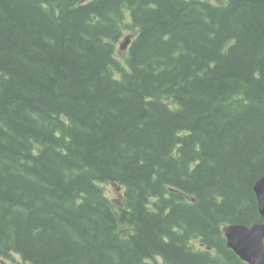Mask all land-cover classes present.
Segmentation results:
<instances>
[{
  "label": "trees",
  "instance_id": "obj_1",
  "mask_svg": "<svg viewBox=\"0 0 264 264\" xmlns=\"http://www.w3.org/2000/svg\"><path fill=\"white\" fill-rule=\"evenodd\" d=\"M263 175L264 0H0V258L246 264Z\"/></svg>",
  "mask_w": 264,
  "mask_h": 264
},
{
  "label": "water",
  "instance_id": "obj_2",
  "mask_svg": "<svg viewBox=\"0 0 264 264\" xmlns=\"http://www.w3.org/2000/svg\"><path fill=\"white\" fill-rule=\"evenodd\" d=\"M126 42L123 43L126 46ZM259 213L264 216V175L253 187ZM226 245L246 264H264V221L250 226L228 225L223 229Z\"/></svg>",
  "mask_w": 264,
  "mask_h": 264
},
{
  "label": "rangeland",
  "instance_id": "obj_3",
  "mask_svg": "<svg viewBox=\"0 0 264 264\" xmlns=\"http://www.w3.org/2000/svg\"><path fill=\"white\" fill-rule=\"evenodd\" d=\"M209 2L218 5V4H224L226 2V0H208ZM129 35L126 34L123 36V38L121 39V41L125 38L128 37ZM121 41L119 42V44L121 43ZM118 44V46H119ZM126 53V48L125 49H121L119 47V50L117 52V57L119 59H123ZM104 189H105V193L106 195L112 199L117 205L120 204L121 199H122V195H123V189L119 186L116 185H112V184H108V185H103ZM16 261H20V258L16 255L11 256L10 259H4V258H0V264H15Z\"/></svg>",
  "mask_w": 264,
  "mask_h": 264
}]
</instances>
